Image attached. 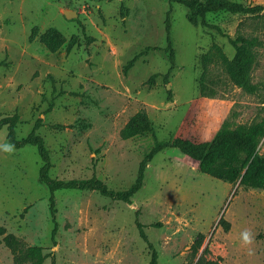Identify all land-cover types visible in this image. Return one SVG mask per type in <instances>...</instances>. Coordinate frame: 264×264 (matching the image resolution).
Listing matches in <instances>:
<instances>
[{"label": "rangeland", "instance_id": "1", "mask_svg": "<svg viewBox=\"0 0 264 264\" xmlns=\"http://www.w3.org/2000/svg\"><path fill=\"white\" fill-rule=\"evenodd\" d=\"M188 12L170 0H0V115L18 113L17 138L40 119L37 133L50 150L51 177L93 176L122 190L155 142L174 136L207 140L223 125L264 116V10L208 13L207 21L220 30L193 25ZM167 16L175 50L170 71ZM48 29L64 38L55 50V41L42 40ZM72 35L76 43L67 51ZM240 36L252 40V88L233 83L215 54L217 45L231 60L236 50L230 38ZM137 111L147 114L154 135L123 138L121 129ZM6 133L0 128V144ZM258 148L264 151V135ZM41 163L31 144L12 154L0 150V225L26 245L51 252L54 264H150L136 217L159 264H186L199 233L202 247L223 264H264V189L202 173L177 148L166 147L146 163L130 202L95 190L59 189L54 213L39 180ZM245 229L255 237L251 256L241 245ZM0 264H17L2 236Z\"/></svg>", "mask_w": 264, "mask_h": 264}, {"label": "trees", "instance_id": "2", "mask_svg": "<svg viewBox=\"0 0 264 264\" xmlns=\"http://www.w3.org/2000/svg\"><path fill=\"white\" fill-rule=\"evenodd\" d=\"M188 7V20L193 25H203L220 30L217 24L207 21L206 15L210 12H227L231 14H249L264 10V4H244L235 0H170ZM36 26L33 27L30 39L36 35ZM166 41L165 50L169 51V71L175 65V50L171 45L170 21L167 16L165 22ZM49 38L55 41V45L50 48L55 50L62 45L64 38L53 29H48L42 34V40L48 44ZM230 42L235 47V55L229 60L219 51L215 45V54L221 57V61L230 80L238 86L252 88L249 72L254 61V54L249 50L252 40L244 37L230 38ZM76 43V36L72 35L67 42L66 50L69 51ZM134 59L124 65L123 71L126 73L132 66ZM166 75V74H165ZM156 74H152L148 82L151 83ZM170 95V91L168 90ZM19 115L14 112L9 115H0V128H6V140L20 148L26 144L36 146L41 158L39 169V180L44 183L50 192V208L54 213V192L59 189L95 190L103 196L130 202L131 197L141 188L143 174L146 163L162 149L166 147L177 148L180 152L190 157L197 164V169L205 174L220 179L225 182H236L245 187H255L264 189V151L259 152V142L264 135V116L249 124H239L235 127L223 125L214 135L207 140L194 141L189 138L174 136L162 142H155L147 154L141 159L134 181L125 189L112 190L96 177L80 179L53 178L49 175L52 167L50 150L47 148L44 138L37 133L40 126V119L34 123L33 129L22 138H17L15 127ZM154 135L153 125L144 111H137L121 129L123 138H130L145 134ZM220 221L227 227V223ZM136 226L140 237L147 243L151 253L150 264H159L157 253L153 244L148 239L144 225L136 217ZM0 236L5 245L14 255L17 264H44L46 258L51 257V264H54L53 256L44 252L40 245H26L21 239L0 225ZM204 234L199 233L190 245V258L186 264H223L219 258L211 256L207 245L202 247Z\"/></svg>", "mask_w": 264, "mask_h": 264}, {"label": "clouds", "instance_id": "3", "mask_svg": "<svg viewBox=\"0 0 264 264\" xmlns=\"http://www.w3.org/2000/svg\"><path fill=\"white\" fill-rule=\"evenodd\" d=\"M0 150H2L5 153L12 154L15 150V145L10 142H6L4 144H0ZM174 163L178 169L183 167L182 162L180 161ZM254 239H255L254 234L249 229H245L240 233L241 245L247 250V254L249 256L255 254L254 249L251 247L252 244L254 243Z\"/></svg>", "mask_w": 264, "mask_h": 264}, {"label": "water", "instance_id": "4", "mask_svg": "<svg viewBox=\"0 0 264 264\" xmlns=\"http://www.w3.org/2000/svg\"><path fill=\"white\" fill-rule=\"evenodd\" d=\"M64 13H65L66 16L76 15V13L74 11H72V10H65Z\"/></svg>", "mask_w": 264, "mask_h": 264}]
</instances>
